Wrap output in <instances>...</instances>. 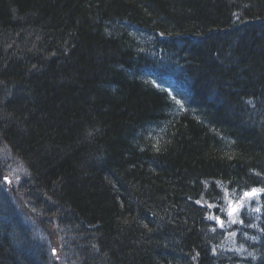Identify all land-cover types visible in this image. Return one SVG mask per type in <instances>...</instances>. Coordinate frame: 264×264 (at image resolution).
Here are the masks:
<instances>
[{
  "label": "trees",
  "instance_id": "trees-1",
  "mask_svg": "<svg viewBox=\"0 0 264 264\" xmlns=\"http://www.w3.org/2000/svg\"><path fill=\"white\" fill-rule=\"evenodd\" d=\"M253 189L264 0H0V264H264Z\"/></svg>",
  "mask_w": 264,
  "mask_h": 264
},
{
  "label": "bare ground",
  "instance_id": "bare-ground-1",
  "mask_svg": "<svg viewBox=\"0 0 264 264\" xmlns=\"http://www.w3.org/2000/svg\"><path fill=\"white\" fill-rule=\"evenodd\" d=\"M137 71H140L139 69H137ZM147 74H148V72L147 71H142V77H144V78H146V76H147ZM150 77V76H149ZM152 81H156V80H154V79H152ZM167 80H166V78L164 77V76H160L159 78H158V82H166ZM222 185V188H221V192L223 191V189H224V184H221ZM258 190V189H257ZM223 197V193H220V192H218V193H215L213 196H212V200H217V199H221ZM241 199V198H240ZM239 199V200H240ZM239 200H237L236 202H238ZM200 204H201V206H202V204L203 203H206V201H205V199H201L200 200V202H199ZM207 203H209V202H207ZM243 206H248V202L247 203H245V204H243V205H241V207L240 208H242ZM228 208H230V207H228ZM227 208V209H228ZM227 209L224 207V205H223V203H220L219 205H218V211L220 212L219 214H222V216H225V214L227 213ZM240 211V210H239ZM239 211L237 212V214H236V216L239 214ZM230 213H231V210L229 211ZM219 218H221V217H219V215L218 216H216V221L219 219ZM216 221H215V223H216ZM41 222V221H40ZM44 222H47V221H42L41 223H39L40 224V226H39V228L40 229H48L47 227H46V224L44 223ZM217 225V224H216ZM48 226V225H47ZM218 226V225H217ZM227 236H229L224 242H222V243H220V245H223V244H225V243H227L229 240H231V236L227 233L226 234ZM26 239H27V242H28V244L26 245L25 244V247H27V248H30V247H28V245H30V246H37L38 245V240L34 237V236H32V237H26ZM214 247H215V245H214ZM214 247H212V250L214 251L215 250V248ZM53 251H54V253H56L57 252V249L58 248H55L54 246H53ZM64 250L67 252H69V254L68 255H66L64 258H63V262L64 261H67V262H70L71 260H72V258H73V260L75 259L74 258V256H75V253H73V252H71V247H69V246H67V248L66 247H64ZM20 252H22V250H20ZM262 255H264V254H262Z\"/></svg>",
  "mask_w": 264,
  "mask_h": 264
},
{
  "label": "rangeland",
  "instance_id": "rangeland-1",
  "mask_svg": "<svg viewBox=\"0 0 264 264\" xmlns=\"http://www.w3.org/2000/svg\"><path fill=\"white\" fill-rule=\"evenodd\" d=\"M9 163V162H8ZM6 167H7V163H6ZM11 167V165L8 167V169ZM13 174V173H11ZM252 198L254 199V197H251V196H246L245 194L241 197V199L238 201L239 204H234L230 207V210H231V213H230V217L232 219H235L236 218V214L237 212L241 209L240 206L249 202L250 200H252ZM233 202V201H232ZM8 223L11 224V222L9 221ZM7 227H8V224H7ZM6 227V228H7ZM19 234V233H18ZM20 235V234H19ZM228 244V243H227Z\"/></svg>",
  "mask_w": 264,
  "mask_h": 264
},
{
  "label": "snow or ice",
  "instance_id": "snow-or-ice-1",
  "mask_svg": "<svg viewBox=\"0 0 264 264\" xmlns=\"http://www.w3.org/2000/svg\"><path fill=\"white\" fill-rule=\"evenodd\" d=\"M259 191H264V190L253 189L251 193H245V195L246 196H255Z\"/></svg>",
  "mask_w": 264,
  "mask_h": 264
}]
</instances>
